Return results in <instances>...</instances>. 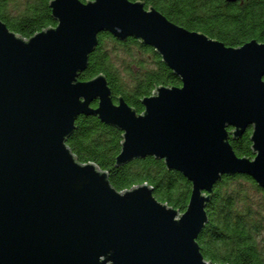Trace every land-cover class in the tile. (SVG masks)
Here are the masks:
<instances>
[{"label": "water", "instance_id": "obj_1", "mask_svg": "<svg viewBox=\"0 0 264 264\" xmlns=\"http://www.w3.org/2000/svg\"><path fill=\"white\" fill-rule=\"evenodd\" d=\"M47 2L55 23L31 35L0 18V264H229L206 260L195 237L222 174L264 187V42L226 45L143 0ZM104 29L152 45L180 84L154 86L136 111L103 73L79 80ZM78 114L122 130L113 163L152 155L181 172L185 208L79 161L65 142ZM246 127L251 157L229 142Z\"/></svg>", "mask_w": 264, "mask_h": 264}, {"label": "trees", "instance_id": "obj_2", "mask_svg": "<svg viewBox=\"0 0 264 264\" xmlns=\"http://www.w3.org/2000/svg\"><path fill=\"white\" fill-rule=\"evenodd\" d=\"M143 1L184 28L203 31L226 45L235 46L249 38L264 42V0ZM0 18L21 36L55 23L47 0H0ZM106 40L128 55L133 48L138 54L116 64ZM93 47L78 79L103 73L113 100L119 94L136 111L142 110V94H150L154 86L180 84V78L152 45L131 35L119 39L106 29L100 30ZM121 131L97 115L78 114L65 142L79 161L90 160L106 170L109 182L118 190L146 181L152 186L153 196L182 211L189 198L190 183L181 172L166 168L161 158L145 155L113 163ZM249 132L247 128L239 137L229 138L236 155L251 157ZM210 194L204 205L207 220L195 237L203 257L212 263L264 264V187L244 173H227L215 180Z\"/></svg>", "mask_w": 264, "mask_h": 264}, {"label": "rangeland", "instance_id": "obj_3", "mask_svg": "<svg viewBox=\"0 0 264 264\" xmlns=\"http://www.w3.org/2000/svg\"><path fill=\"white\" fill-rule=\"evenodd\" d=\"M106 46H108V49L111 52V56H112V58H114L116 64L118 63L119 65H121V63H123L124 61L128 60L130 57L132 58L133 55L136 54L135 49L133 48V50H131V53L128 55L127 52H125L123 49L115 46L110 40H106ZM137 54H136V56H137ZM142 54H144V53H142Z\"/></svg>", "mask_w": 264, "mask_h": 264}, {"label": "flooded vegetation", "instance_id": "obj_4", "mask_svg": "<svg viewBox=\"0 0 264 264\" xmlns=\"http://www.w3.org/2000/svg\"><path fill=\"white\" fill-rule=\"evenodd\" d=\"M249 128V127H246V129ZM234 139V138H233Z\"/></svg>", "mask_w": 264, "mask_h": 264}]
</instances>
